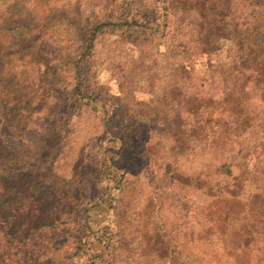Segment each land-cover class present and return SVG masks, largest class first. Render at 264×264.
<instances>
[{"label": "trees", "instance_id": "obj_1", "mask_svg": "<svg viewBox=\"0 0 264 264\" xmlns=\"http://www.w3.org/2000/svg\"><path fill=\"white\" fill-rule=\"evenodd\" d=\"M107 2L102 18L82 33V52L71 63V69L66 70L70 87H58L53 106L42 110L45 102L41 110L36 109L31 123L29 117L24 122L17 119V105L26 104L22 93L26 86L17 81V63L11 61L3 66L0 74V264L115 263L119 247L116 226L111 227L109 218L118 207L131 173L122 155L110 148L113 138L108 134L116 129L112 124L119 111H110L109 118H102L104 133L94 140L95 157L81 158L75 175L78 187L83 184L82 189L87 190L81 202L75 198L74 189L66 193L56 185L53 159L58 160L57 148L63 140L58 135L61 129L58 125L65 119L64 110L78 102L92 105L95 113L100 112L91 82L92 58L99 39L112 35L124 45H138L152 37L154 40L158 33L169 37L162 71L166 77L171 73L180 79L179 84L167 89L171 100L167 105L177 110L174 116L182 123L183 114L193 115L199 125L195 133L202 141L199 147L220 156L221 164L232 166L235 158L242 159L237 173L231 169L224 174L221 169L226 165L216 171V176L222 179L216 182L217 178L209 189L214 200L205 218L209 224L201 227L197 222L188 238L193 245L196 243L195 262L176 248L174 262L264 264V0H243L244 32L240 37H232L229 32V29L238 32L239 26L234 22L231 0H156L157 11L162 12L160 22L158 12L148 11L143 0ZM195 4L199 6L196 9L200 12V25H207L209 33L202 37L199 31L200 46L192 49L185 31L190 24L187 15ZM170 16L174 17L173 25L169 22ZM159 24L163 31H159ZM251 24L252 28H248ZM170 27L173 31L166 32ZM231 39V46L225 45ZM174 56L178 64L170 65ZM191 77L198 87L188 93L182 82ZM44 90L42 85L37 87L38 102H42ZM133 117L127 124L134 121ZM176 121L174 118L171 132ZM130 135V131L120 134L122 140ZM179 139L184 141V136L179 135ZM104 141L107 142L102 144ZM125 145L129 146L127 142ZM89 163L91 169L87 171ZM159 188L163 190L162 205L168 201L167 187L160 185ZM173 199L177 203L172 195ZM164 221L163 218L168 228ZM181 232L183 235V228ZM168 242L175 243L170 238Z\"/></svg>", "mask_w": 264, "mask_h": 264}, {"label": "rangeland", "instance_id": "obj_2", "mask_svg": "<svg viewBox=\"0 0 264 264\" xmlns=\"http://www.w3.org/2000/svg\"><path fill=\"white\" fill-rule=\"evenodd\" d=\"M231 2L234 22L239 26L238 32L230 29L229 32L232 37H240L244 32L241 25L243 0ZM107 3V0H0V74L5 63H17V81L26 86L22 92L26 104L17 105L18 120L24 122L29 117L31 123L36 109L45 102L42 110L53 106L58 87H70L66 70L71 69V63L82 52V33L102 18ZM143 3L148 11L158 12L156 16L160 22L162 12L157 11L158 2L143 0ZM197 7L195 4L193 11L188 13L190 24L185 31L192 49L200 46L199 31L202 37L209 33L207 25H200ZM256 11L259 12L258 9ZM174 21L170 16L171 25ZM159 26V31H163L162 24ZM165 31L172 32L173 28ZM152 39L138 45H124L112 35L99 39L92 58L91 82L95 88L96 106L101 113H95L92 105L78 102L64 110L65 119L58 125L61 126L58 135L63 140L57 148L58 160L53 159L56 185L66 193L74 189L75 198L81 202V198L87 196V190L82 189L84 185L78 187V178L75 177L81 158L95 157L97 145L94 140L104 133L102 118H109L112 115L110 111H119L112 124L116 129L108 134L113 138L110 148L122 155L131 173L118 207L109 218L111 227L116 226L114 230L119 247L114 264H177L174 262L177 255L174 248L195 262L196 243L193 245L188 238L197 222L201 227L209 224L205 218H208L214 201L209 189L219 177L216 171L226 165L220 163V156L199 147L202 141L195 137L199 125L193 115L183 114L180 123L174 116L177 110L167 105L171 101L167 89L170 85L179 84L180 79L171 73L166 77L162 71L169 37L158 33ZM232 41H226L225 45ZM174 59L178 58L174 56L170 65L178 64ZM192 78L182 82L188 93L198 87ZM40 85L45 89L42 102H38L36 96ZM132 116L134 121L127 124ZM58 118L62 116L58 115ZM174 118L177 121L171 132L169 128ZM134 123L137 127L133 126ZM129 131L130 137L122 140L120 134H128ZM179 135L184 136V141L177 140ZM126 142L129 146L125 145ZM241 161L235 158L232 166L222 167V172L226 174L232 169L237 173ZM87 167V171L90 170L91 163ZM93 177L98 181L97 176ZM160 185L167 187L168 194V201L162 205ZM172 195L177 203L174 199L171 201ZM163 218L168 228L163 224ZM169 238L175 243L171 245Z\"/></svg>", "mask_w": 264, "mask_h": 264}]
</instances>
